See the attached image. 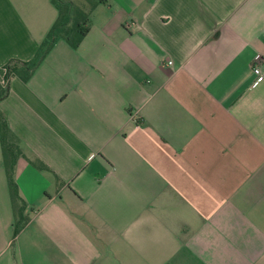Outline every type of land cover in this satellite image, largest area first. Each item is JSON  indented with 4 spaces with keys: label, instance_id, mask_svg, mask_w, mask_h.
<instances>
[{
    "label": "crops",
    "instance_id": "crops-1",
    "mask_svg": "<svg viewBox=\"0 0 264 264\" xmlns=\"http://www.w3.org/2000/svg\"><path fill=\"white\" fill-rule=\"evenodd\" d=\"M57 17L0 0V87ZM7 84L28 222L0 142V264H264V0H108Z\"/></svg>",
    "mask_w": 264,
    "mask_h": 264
},
{
    "label": "trees",
    "instance_id": "trees-1",
    "mask_svg": "<svg viewBox=\"0 0 264 264\" xmlns=\"http://www.w3.org/2000/svg\"><path fill=\"white\" fill-rule=\"evenodd\" d=\"M58 11V17L53 27L49 31L46 39L40 45L35 58L28 62L12 60L6 66L5 82L6 86L0 87V101L4 99L9 92L7 82L12 76H19L27 82L34 71L44 61L48 53L56 44L57 40L62 39L73 49H77L83 40L87 37L91 27V15L100 5L105 4L108 0H87L90 6L87 10L75 5L71 0H52ZM0 142L2 146L4 165L6 169L8 185L12 206L14 209V232L15 240L27 225V218L24 215L26 202L21 197L18 185L15 180L16 165L22 152L16 136L8 128L7 121L0 111ZM39 169H46L44 165H36Z\"/></svg>",
    "mask_w": 264,
    "mask_h": 264
},
{
    "label": "built area",
    "instance_id": "built-area-1",
    "mask_svg": "<svg viewBox=\"0 0 264 264\" xmlns=\"http://www.w3.org/2000/svg\"><path fill=\"white\" fill-rule=\"evenodd\" d=\"M130 25H131V23H127V24H126V26H128V27H130ZM260 59H262V58L258 57V58H256V61H258V60H260ZM172 64H173V62L170 61V62H169V65H172ZM253 72H254V74H255L256 77H257V79H256L255 82H254V85H257V84H259V82H260V81L262 80V78H263L262 70H261V68H260L259 66H256V67H254ZM134 119L138 120V117H134Z\"/></svg>",
    "mask_w": 264,
    "mask_h": 264
},
{
    "label": "rangeland",
    "instance_id": "rangeland-1",
    "mask_svg": "<svg viewBox=\"0 0 264 264\" xmlns=\"http://www.w3.org/2000/svg\"><path fill=\"white\" fill-rule=\"evenodd\" d=\"M75 5L81 7L84 10H87L90 6L87 3V0H71Z\"/></svg>",
    "mask_w": 264,
    "mask_h": 264
}]
</instances>
